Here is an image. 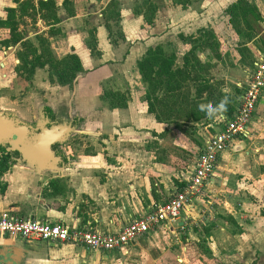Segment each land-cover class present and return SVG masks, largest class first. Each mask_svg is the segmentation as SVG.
Wrapping results in <instances>:
<instances>
[{
	"label": "crops",
	"instance_id": "0c3cea01",
	"mask_svg": "<svg viewBox=\"0 0 264 264\" xmlns=\"http://www.w3.org/2000/svg\"><path fill=\"white\" fill-rule=\"evenodd\" d=\"M117 1L128 5L132 0ZM227 1L232 4L236 0ZM154 2L159 11L155 22L148 26L134 15L127 17V5L121 6L119 39H111L104 27L97 26L98 53L93 56L87 54L86 47L81 44L82 39L78 41L75 34L69 35V54L77 55L82 67L71 90L67 86L50 83L46 68H35L25 63L26 60L23 62L25 67L30 66L32 75L23 78L22 68L18 67L20 75L17 76L15 65L9 59L13 55L9 49L10 30L0 26V157L8 155L7 169L0 173V215L8 212L15 219H37L69 227L91 223L97 229L114 233L153 203L166 200L178 188L187 173L179 175L178 164L166 159L169 156L158 158L147 142L139 143L137 147L136 140L141 136L152 139L153 133L159 134L166 128L182 139L181 142L187 143V147L196 146L197 151L198 145L187 140L177 129L169 127L184 122L173 118L157 121L156 114L148 113L147 88L141 81L137 64L148 50L160 47L166 53L173 51L175 65L182 67L184 53L181 50L189 46L181 41L180 36L195 33L202 27L215 28L211 18L215 11L212 8L216 6L215 0H199L196 5L192 1L185 4L179 0ZM200 6L208 11L205 13L206 21L204 14L197 11ZM8 8H14L12 0H0V21L6 19L5 10ZM260 13L264 15V12ZM73 19L76 17L67 20ZM258 25L264 29V21ZM221 29L225 30L226 26ZM75 41L79 44H72ZM253 50L252 56L263 52ZM112 96L119 97L117 104L124 106L110 108V103L115 100ZM163 99L166 100V96ZM75 119L80 122L73 124ZM192 121L198 127L201 120ZM43 122L48 129L68 124L72 131L62 144L52 147L57 161L55 158L42 161L53 168L37 172L18 153L8 151L6 137L13 140L14 135H18L29 139L38 133V124ZM72 133L96 137L97 140L101 138L99 142L103 144L97 142L94 152L74 156L68 151ZM106 138L111 144L104 148ZM57 146L60 151H56ZM174 146L176 151L183 150L186 156L193 154L185 146ZM228 184L234 197L242 196L240 193L247 189L264 200V94L256 106L247 137L234 141L219 155L216 169L204 188V197L212 199L221 190L228 192ZM223 200L220 201L229 206ZM236 206L241 208L244 205ZM183 224L185 229L186 224ZM246 227L242 228L248 235L246 238L256 236L259 240L264 237V219L251 221L250 227L249 224ZM165 229L149 232L139 240H144L150 233H162ZM259 241L258 252L259 248L264 250V244ZM135 243L121 252L104 253L87 251L72 244L28 243L19 237L5 235L0 236V264H107L117 255L131 254Z\"/></svg>",
	"mask_w": 264,
	"mask_h": 264
},
{
	"label": "rangeland",
	"instance_id": "374dc122",
	"mask_svg": "<svg viewBox=\"0 0 264 264\" xmlns=\"http://www.w3.org/2000/svg\"><path fill=\"white\" fill-rule=\"evenodd\" d=\"M179 1L185 4L192 1L194 5L200 3L199 0ZM244 2L249 7L253 6L256 9L259 22L264 21V15L260 13L261 11L264 12V0L259 3L255 0H243ZM158 4L161 2L158 1ZM12 5H14L12 9H15L14 24L8 28L12 36L9 42L11 48L9 47V49L13 55L9 59H11V64L15 65L17 76L20 75L17 68L21 67V76L27 78L32 74L29 69L30 66L25 67L23 61L26 60L25 63L39 69L38 63L47 57L54 58L55 61H62L69 55L68 44L71 43L69 35L72 33L76 35L75 38L78 41L82 39L81 44L86 47L87 54L89 53L91 56L98 53L97 26L104 27L111 39H119L121 36L119 29L121 6L127 4L119 3L117 0H12ZM214 6L216 8H212L215 9L213 17H209L215 28L202 27L195 33L180 36L181 38L188 37L187 39L191 41V44L188 40L183 41L189 46V48H185L187 50H181L183 55L191 49L192 45L196 50L195 56L205 63L203 64L204 69H197L195 73L198 78L207 79L212 85L210 99L206 98L207 91L203 88L204 84L198 80L181 82L179 94L177 92L174 95L170 94L166 100L163 99L165 96L163 92L156 90L153 99L157 97L159 100L152 103L154 114H158V120L160 118L164 120L173 118L184 122L185 124L177 122L174 126L169 127L181 132L187 140L198 145V149L201 147L200 141L203 142L215 133V125L219 120H205L203 114L197 110V105L201 103L216 104L224 96H227L229 101L227 111L232 110L233 112L236 107V99L240 94L237 85L242 86L243 84L248 56L253 54V48L264 52V29L263 26L258 25L259 22L256 21V18L247 17L250 26H245L240 22L239 13L231 7L227 0H215ZM205 10L200 6L197 11L204 14L206 21L205 13L208 11L205 12ZM125 11L127 17L130 14L134 15L141 20L140 22L144 26H148L155 22L159 9L154 0H132L128 3ZM73 17L76 19L67 20ZM70 23L73 26L68 28L66 25ZM206 25H208L207 22ZM225 26L226 29L222 30L221 27L224 29ZM72 44L79 43L75 41ZM205 44L207 47L204 48ZM12 48H16V50ZM172 53L174 52L170 51L166 55ZM78 59L80 61L79 57ZM19 60L22 61L20 64H18ZM43 68L49 72L48 66ZM185 75L184 73L183 76ZM227 111L224 116L228 115ZM164 112L166 114H163ZM187 113H190L191 116L185 119ZM165 116L168 117L165 118ZM196 116L200 117L201 120L198 122V127L192 124V118ZM79 122L75 119L73 124ZM211 126L214 128H210ZM71 135L68 151L72 152L74 156L84 152H94L97 148V142L101 139L97 140L96 137L79 133H72ZM152 135L156 140L153 138L145 139L144 136H141L140 139L136 140L137 147H139V143L147 142V146L152 148V152L158 158L164 157V155L169 156L166 159H169L173 164H178L176 167H178L179 175L190 171L194 154L198 151V149L196 151V146L191 147L189 145L187 147V143L181 142L182 139L170 133L166 128L159 134L153 133ZM104 140L103 146L105 148L111 143L108 138ZM99 143L103 144L102 142ZM154 143H157V146ZM174 145L185 146L193 154L188 153L189 156H186L182 152L183 150L176 151ZM58 146L56 151H60ZM108 150L110 149L108 148ZM227 190L228 192L221 190L217 196H212V199H208L206 196L200 203L196 202L194 208L191 209L190 213L188 212L190 218L183 221L186 224L185 229L179 230L177 223H174L172 228L165 229L162 233L161 231L150 233L144 240L135 243L131 254L117 255V258L112 259L107 264H264V250L262 248H259L260 252L257 250V241L260 240L259 242L264 244V237L259 240L256 239V236L253 239L251 237L246 238L248 235L242 229L248 224L250 227L251 221L258 218L264 219L263 197L247 189L243 191L245 193H240L243 194L242 196L234 197L230 194L231 189L229 187ZM221 199L226 201L229 206H225L224 202L220 201ZM238 204L247 206L238 208L236 206ZM256 228L254 227L255 230H257Z\"/></svg>",
	"mask_w": 264,
	"mask_h": 264
},
{
	"label": "built area",
	"instance_id": "2783aa9c",
	"mask_svg": "<svg viewBox=\"0 0 264 264\" xmlns=\"http://www.w3.org/2000/svg\"><path fill=\"white\" fill-rule=\"evenodd\" d=\"M244 74L242 86L237 85L240 94L234 111L218 121L215 133L206 138L195 153L190 171L181 180L182 186L163 202L153 203L143 214L126 222L114 233L97 229L91 223L69 227L37 219H15L4 212L0 215V236L19 237L28 243L72 244L91 252L114 253L125 250L149 232L170 229L174 223L183 230V221L190 218L188 212L204 197V188L216 169L219 155L234 141L248 135L256 106L264 94V52L253 55Z\"/></svg>",
	"mask_w": 264,
	"mask_h": 264
},
{
	"label": "trees",
	"instance_id": "16d2710c",
	"mask_svg": "<svg viewBox=\"0 0 264 264\" xmlns=\"http://www.w3.org/2000/svg\"><path fill=\"white\" fill-rule=\"evenodd\" d=\"M40 4L42 5V3ZM231 7L239 13L240 22L245 26H250L249 20L247 19V17L249 16L256 18V21L260 20L256 9L253 6L249 7L245 2L243 3V0L234 2L233 4H231ZM5 11L7 15L6 19L4 21H0V26L11 27L12 24H14L13 19L15 9L8 8ZM187 38L188 37H180L182 42L188 40ZM188 42L191 44L190 40H188ZM192 43H194V41H192ZM205 47H207L206 44L204 48ZM195 51V47L191 45V49L182 56V67H176L175 65V67L173 68L176 60L174 53H172L171 55H166V53L160 47L148 50L145 56H143L142 59L138 62L137 66L141 81L146 85L147 88L145 100L147 101L148 105V113H155L152 103L156 100H159L157 97L153 99L156 90H159L160 92L162 91L166 98H169L168 96H170V94L174 95L175 92L179 94L178 90H180L181 88V82L184 81H201L202 84H204V90L207 91L206 98L210 99V91H212L213 89L212 85L207 79L201 77L198 78L195 73L197 69H204V65L199 61L197 56H195ZM252 60L253 56L252 54H250L248 56V61L246 62L247 66L251 65ZM37 66L40 68L48 66L50 72H48V79L50 83H57L60 86H67L70 90L73 89L77 74L82 72L80 61L78 57L73 54L67 55L62 61H55L54 58L47 57L44 59V61L38 63ZM154 68H156V70H154ZM184 73L186 74L185 76H183ZM113 98L115 100L110 103V108H114L116 106H124V104H117V100L119 99V97ZM227 112L228 115H230L232 113V110ZM188 116H191V114L187 113L185 119L189 118ZM199 118L198 116H196L192 119L196 121ZM155 119L159 121L157 115H155ZM7 159L8 155H1L0 173L7 169ZM181 186L182 184L180 183L178 187L180 188Z\"/></svg>",
	"mask_w": 264,
	"mask_h": 264
},
{
	"label": "water",
	"instance_id": "95a60500",
	"mask_svg": "<svg viewBox=\"0 0 264 264\" xmlns=\"http://www.w3.org/2000/svg\"><path fill=\"white\" fill-rule=\"evenodd\" d=\"M45 125L44 122L38 124L36 129L38 133H35L29 139L25 137L19 138L18 135H14L13 140H9L10 136L6 137V143L9 144L8 151L18 153L24 162H27L37 172L45 168H53L43 164L42 161L48 158L52 160L55 158L57 161L52 147L56 144H62L72 131V127L68 124L61 126V128H58L60 126H53L49 129Z\"/></svg>",
	"mask_w": 264,
	"mask_h": 264
},
{
	"label": "clouds",
	"instance_id": "9594fccd",
	"mask_svg": "<svg viewBox=\"0 0 264 264\" xmlns=\"http://www.w3.org/2000/svg\"><path fill=\"white\" fill-rule=\"evenodd\" d=\"M228 97L224 96L218 103H201L197 105V110L203 114L205 120H222L227 111Z\"/></svg>",
	"mask_w": 264,
	"mask_h": 264
}]
</instances>
